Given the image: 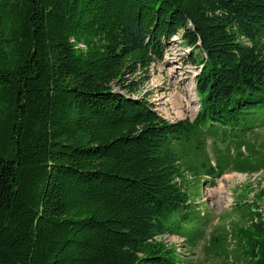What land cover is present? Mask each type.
<instances>
[{
    "label": "trees",
    "instance_id": "trees-1",
    "mask_svg": "<svg viewBox=\"0 0 264 264\" xmlns=\"http://www.w3.org/2000/svg\"><path fill=\"white\" fill-rule=\"evenodd\" d=\"M177 36L199 109L170 122L131 76ZM258 128L264 0H0V264H194L162 236L202 234L225 170L197 153ZM252 214L243 264H264Z\"/></svg>",
    "mask_w": 264,
    "mask_h": 264
},
{
    "label": "rangeland",
    "instance_id": "rangeland-1",
    "mask_svg": "<svg viewBox=\"0 0 264 264\" xmlns=\"http://www.w3.org/2000/svg\"><path fill=\"white\" fill-rule=\"evenodd\" d=\"M189 47L179 36L167 44L164 59L153 63L149 72L131 76L139 82V94L145 95L157 111L170 122L194 118L198 106L195 75L198 65L187 63ZM198 57L206 58L197 51ZM221 138L207 139L197 153L199 161L224 165L225 172L215 184L203 182L197 198L204 217L202 234L190 240L167 234L163 241L194 264H243L244 230L257 211L264 213V169L251 171V155L264 158V128L252 130L238 146ZM246 167L247 171L238 169Z\"/></svg>",
    "mask_w": 264,
    "mask_h": 264
}]
</instances>
